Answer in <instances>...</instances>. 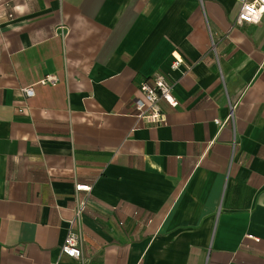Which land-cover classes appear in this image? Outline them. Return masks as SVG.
Segmentation results:
<instances>
[{
  "label": "crops",
  "instance_id": "1",
  "mask_svg": "<svg viewBox=\"0 0 264 264\" xmlns=\"http://www.w3.org/2000/svg\"><path fill=\"white\" fill-rule=\"evenodd\" d=\"M240 7L0 0V264H264V13ZM157 74L179 106L138 121Z\"/></svg>",
  "mask_w": 264,
  "mask_h": 264
},
{
  "label": "built area",
  "instance_id": "2",
  "mask_svg": "<svg viewBox=\"0 0 264 264\" xmlns=\"http://www.w3.org/2000/svg\"><path fill=\"white\" fill-rule=\"evenodd\" d=\"M241 7L235 22L236 25L257 23L264 13V0H240ZM8 13L7 17L10 20L14 19V12L12 4L7 3ZM182 63L177 59L173 64L174 68H178ZM58 82V77L55 74H47L42 80L43 84L55 85ZM174 82L171 78L163 74H157L150 78L144 79L139 90L141 96L135 100V111L138 121H143L150 124H158L165 118V111L163 103L171 108L179 106V100L174 95ZM26 97H33L35 95L34 86H26L22 88ZM234 109V107H232ZM232 109V110H233ZM22 111L24 109L22 108ZM221 126L223 122L217 120ZM78 191H91V186L79 184ZM87 202L81 203L77 210L75 217L69 222V230L67 236L61 246V252L68 257L80 259L82 257V237L80 224L83 212L86 208ZM249 238L259 240L256 236L249 234Z\"/></svg>",
  "mask_w": 264,
  "mask_h": 264
}]
</instances>
